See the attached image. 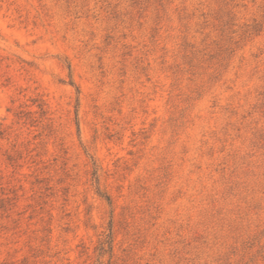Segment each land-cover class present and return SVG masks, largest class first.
<instances>
[{"label": "rangeland", "instance_id": "obj_1", "mask_svg": "<svg viewBox=\"0 0 264 264\" xmlns=\"http://www.w3.org/2000/svg\"><path fill=\"white\" fill-rule=\"evenodd\" d=\"M262 231L264 0H0V264H264Z\"/></svg>", "mask_w": 264, "mask_h": 264}, {"label": "trees", "instance_id": "obj_2", "mask_svg": "<svg viewBox=\"0 0 264 264\" xmlns=\"http://www.w3.org/2000/svg\"><path fill=\"white\" fill-rule=\"evenodd\" d=\"M105 197L107 198V200L109 202H111V198L109 195H106ZM263 238H264V231H262V233L258 239L261 242ZM112 242H113V240H110V247L112 246ZM255 257H260L264 261V243L261 242L260 248L258 249L257 253L255 254Z\"/></svg>", "mask_w": 264, "mask_h": 264}]
</instances>
